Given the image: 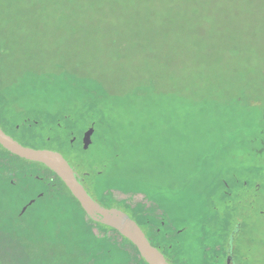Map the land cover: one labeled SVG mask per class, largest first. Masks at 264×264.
<instances>
[{
	"label": "rangeland",
	"instance_id": "rangeland-1",
	"mask_svg": "<svg viewBox=\"0 0 264 264\" xmlns=\"http://www.w3.org/2000/svg\"><path fill=\"white\" fill-rule=\"evenodd\" d=\"M225 6L226 0H0V47L6 49L0 80L21 104H31L36 112L58 104L70 107L74 99L63 89L69 79L58 70L67 72L72 63H78L82 75L76 78L78 89L104 84L113 90L99 108L103 118L94 127L87 156L116 168L103 178L127 188L117 192L130 199L126 210L139 207L143 198L168 210L165 228L156 226L160 233L150 237L168 264H206L213 254L228 250L237 264H264V155L255 159L247 148L224 153L214 146L224 142L228 129L217 125L204 99L226 94L208 95L206 85L215 81L194 65L210 59L211 34L228 29L216 25L229 18ZM232 16L245 30L264 14ZM35 114L26 117L34 120ZM57 117L28 123L32 131L23 132L25 140L68 154L65 129L56 138V131L45 130L46 125L68 126ZM84 126L82 119L74 124ZM44 133L49 141L42 142ZM199 153L210 156L208 166L226 168V204L218 188L209 186L201 194L185 190L182 175L201 160ZM6 168L19 169L12 175L14 187L2 176ZM53 173L0 147V195L11 192L10 204L20 212L33 200L13 232L31 224L44 234L83 232L84 213L60 183L54 194L38 198L50 180H57ZM111 237L112 247L135 258L132 246L115 232ZM158 243L166 245L172 261Z\"/></svg>",
	"mask_w": 264,
	"mask_h": 264
},
{
	"label": "trees",
	"instance_id": "trees-1",
	"mask_svg": "<svg viewBox=\"0 0 264 264\" xmlns=\"http://www.w3.org/2000/svg\"><path fill=\"white\" fill-rule=\"evenodd\" d=\"M226 2L228 6H225L223 12L229 18H224L222 24L219 22L216 25H228V29L225 32H220V35L217 36L211 34L213 44L210 59L194 65L199 74H209L215 81L213 84L206 85L205 89L209 90L208 95L219 92L226 94L225 96L219 94L209 96L210 100L204 99L205 108L216 114L217 125L226 124L228 129L224 142H217L214 146L224 153H228V150L230 151L232 148L244 152L242 149L247 148L248 154L257 159L264 155V16L259 17L257 21H251L249 25H253L252 27L241 30L238 28L241 24L239 17L232 16V14H264V0H226ZM208 22L209 24L214 23L210 18ZM5 52L6 49L0 47V75L1 61ZM63 69L64 67L59 68V76L62 75L61 78L69 79V83L64 84L63 89L72 96L74 101L70 107L58 104L52 111L41 108L36 112L31 104H21L18 95L9 93L0 80L1 129L21 144L35 147L31 142L25 140L27 136H24V133L32 131L28 123L34 124L45 120V117L55 118L56 116L65 120L68 126L46 125L45 130L53 133L56 131L54 134L56 138L57 133L65 129L68 154L64 155L58 148L51 149L59 151L80 176H86L87 180L83 181L84 185L94 198L106 207H117L125 211L136 221L150 241L144 227L165 228L163 222L167 221L168 210L157 205L155 201L153 204H148L147 202L150 200L143 197V204L131 211L126 210L129 209L131 201L127 197L119 196L117 192L127 188L124 184H116L110 182V179L103 178L107 173L114 175L116 168L109 163L95 162L87 156L92 144L94 127L95 125L99 126L102 122L103 112L99 108L104 102L103 100L109 97L110 92L113 93V90L104 84L98 86L97 89H78L76 78L82 76L77 74L79 72L78 63H72V67H69L67 72L62 71ZM87 79L88 76L84 78L89 81ZM118 93H115L114 96L119 97ZM30 111L36 113L34 120L26 117L27 112ZM59 117L55 120L57 121ZM77 119L84 120L85 126L82 129L74 127ZM22 126L24 130H22ZM90 127H92L90 142L83 149L84 132ZM48 136L46 133L40 136L42 142L49 141ZM5 151L21 160L31 162ZM199 154L202 157L201 160L192 162L188 174L182 175L185 190L197 191L198 189L201 194L211 186L223 192L228 185V181L223 178L226 168L215 169V166H208V163L212 165L207 160L210 156ZM16 170L19 171L18 168H6L2 171V176L7 177L6 185L8 184L10 187L16 185L12 179ZM212 170L213 172L209 173ZM53 174L57 180L52 178L53 180L48 182V187H44V192L38 198L54 194L59 189V183L70 193L60 178L55 173ZM222 196L220 201L224 205L228 199L226 193L223 192ZM11 198V192L0 195V264H100L104 249L111 247L112 232L117 233L126 244L132 246L140 257L136 247L117 230L90 219L74 197L73 199L84 213L82 216L84 228L81 234L75 230L64 231L61 229L55 235L44 234L37 230L35 224H31L29 228L18 226L13 232L17 220L23 219L33 200L26 204L20 212V208L16 209L15 205L11 206ZM38 198L35 197L36 200ZM150 205H153V208H150ZM140 259L143 264H147L141 257Z\"/></svg>",
	"mask_w": 264,
	"mask_h": 264
},
{
	"label": "water",
	"instance_id": "water-1",
	"mask_svg": "<svg viewBox=\"0 0 264 264\" xmlns=\"http://www.w3.org/2000/svg\"><path fill=\"white\" fill-rule=\"evenodd\" d=\"M91 132L92 127L84 132L83 148H86L89 144ZM0 146L22 159L40 163L53 171L90 219L117 230L120 235L136 247L140 257L147 264H168L162 253L150 243L136 221L125 211L117 207H106L89 193L83 179L59 151L23 145L5 133L1 127ZM226 260L227 263L230 260L233 262V255L229 250Z\"/></svg>",
	"mask_w": 264,
	"mask_h": 264
},
{
	"label": "flooded vegetation",
	"instance_id": "flooded-vegetation-1",
	"mask_svg": "<svg viewBox=\"0 0 264 264\" xmlns=\"http://www.w3.org/2000/svg\"><path fill=\"white\" fill-rule=\"evenodd\" d=\"M144 228H145L144 230H145L146 234L148 235L149 239H150L151 235H158L160 233V230H159L160 228H158V227H155L154 229H152L149 226H145ZM111 243L112 244H111L110 248L104 249L103 256L101 257L102 261L100 264H143L141 262L140 257L137 255V253L135 251H134L135 256L133 255L135 258L132 259V257H130V255H132V252H129L126 249H123V250L115 249L114 247H112V246H114L113 241H111ZM157 245L164 252V254H166V255L169 254L167 252L166 245L164 246V244H161V243H158ZM227 253L228 252L224 251L221 254H217V253L213 254L212 257L210 258V260H208V262L206 264H227L226 263ZM169 259H170V261H172L170 257H169ZM204 261H207V260L204 259ZM233 261L235 264H237V262H238L235 256H233ZM231 262L232 261L230 260L229 264H232Z\"/></svg>",
	"mask_w": 264,
	"mask_h": 264
}]
</instances>
